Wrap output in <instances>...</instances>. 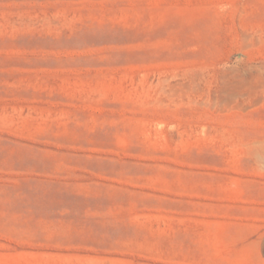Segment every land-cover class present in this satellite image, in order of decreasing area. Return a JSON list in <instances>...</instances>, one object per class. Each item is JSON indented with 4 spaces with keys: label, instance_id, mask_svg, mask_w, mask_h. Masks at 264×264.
Here are the masks:
<instances>
[{
    "label": "rangeland",
    "instance_id": "1",
    "mask_svg": "<svg viewBox=\"0 0 264 264\" xmlns=\"http://www.w3.org/2000/svg\"><path fill=\"white\" fill-rule=\"evenodd\" d=\"M264 0H0V264H264Z\"/></svg>",
    "mask_w": 264,
    "mask_h": 264
},
{
    "label": "bare ground",
    "instance_id": "2",
    "mask_svg": "<svg viewBox=\"0 0 264 264\" xmlns=\"http://www.w3.org/2000/svg\"><path fill=\"white\" fill-rule=\"evenodd\" d=\"M264 99V98H263Z\"/></svg>",
    "mask_w": 264,
    "mask_h": 264
}]
</instances>
